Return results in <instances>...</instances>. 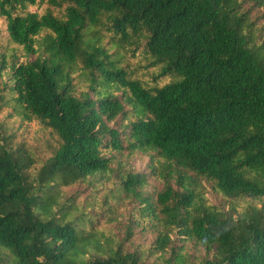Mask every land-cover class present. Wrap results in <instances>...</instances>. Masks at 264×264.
I'll use <instances>...</instances> for the list:
<instances>
[{"label":"trees","instance_id":"1","mask_svg":"<svg viewBox=\"0 0 264 264\" xmlns=\"http://www.w3.org/2000/svg\"><path fill=\"white\" fill-rule=\"evenodd\" d=\"M252 1L264 4L0 0V113L55 139L41 160L0 124V264H146L94 228L89 204L60 200L124 151L148 155L149 173L117 177L110 194L163 228L153 250L164 264H192L166 228L204 247L198 264H264V32L244 9ZM140 47L171 81L131 77L124 61ZM149 175L163 180L154 201Z\"/></svg>","mask_w":264,"mask_h":264},{"label":"rangeland","instance_id":"2","mask_svg":"<svg viewBox=\"0 0 264 264\" xmlns=\"http://www.w3.org/2000/svg\"><path fill=\"white\" fill-rule=\"evenodd\" d=\"M244 9L248 11L253 27L264 32V4L255 1L247 2L244 4ZM106 40L107 34L104 33V41ZM6 43L3 27L0 24V54L4 51ZM150 62L140 47L134 53H128L124 64L132 78L149 86H162L172 80L169 76L157 78L159 67H152ZM74 82L77 83V94L88 92L92 95L85 82L77 79ZM5 114V110L0 113V124L9 123L11 125L12 130L9 133H14V141L16 143L22 141L25 147H32L34 151L40 154L41 160L45 159L49 150L55 145L54 137L36 123L17 128L18 122L6 118ZM148 163V155L142 152L128 153L124 151L116 155V163L108 176L89 177L88 180L64 187L60 190L62 194L60 200L62 202L71 199L78 205L83 202L89 204L88 211L95 213L98 217L94 228L99 230L107 239H110L113 244L118 242L123 250L137 253L146 264H164L161 259L157 258L158 254H154L153 250V242L157 234L163 231V228L158 226V223L152 225L148 218L142 217L137 208L138 204L132 197L126 194H110L118 182L117 177L123 176L127 172L148 175ZM149 176L143 191L149 193L154 201L156 194L163 189V180L159 177ZM201 192L204 193L210 204L216 205L224 211L229 208L230 201L223 198L219 193H215L206 182H202ZM240 204L234 203L235 213L241 211ZM171 230L172 228H166V232L177 244L176 250L181 251L188 263L198 264L207 257L206 250L202 245L194 240L186 239L184 236L177 237L176 233L171 232ZM210 258L211 254L209 255Z\"/></svg>","mask_w":264,"mask_h":264}]
</instances>
